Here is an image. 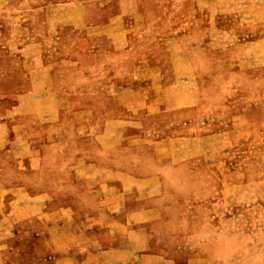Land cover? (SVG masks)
I'll use <instances>...</instances> for the list:
<instances>
[{"label": "crops", "instance_id": "crops-1", "mask_svg": "<svg viewBox=\"0 0 264 264\" xmlns=\"http://www.w3.org/2000/svg\"><path fill=\"white\" fill-rule=\"evenodd\" d=\"M8 1L27 8L0 51L22 54L29 88L0 117V264H194L188 241L164 249L172 237L152 236L166 211L162 168L209 138L176 104L175 40L153 35L141 0ZM251 20L208 29L240 70L264 66V32ZM56 25L81 33L82 51L106 68L85 75L89 90L61 91L81 105L51 88L42 37Z\"/></svg>", "mask_w": 264, "mask_h": 264}, {"label": "rangeland", "instance_id": "rangeland-1", "mask_svg": "<svg viewBox=\"0 0 264 264\" xmlns=\"http://www.w3.org/2000/svg\"><path fill=\"white\" fill-rule=\"evenodd\" d=\"M5 2L0 0V46L8 41L15 15L24 19L27 8ZM140 10L161 43L175 40L169 53L180 64L173 88L176 104L188 109L184 118L201 127L197 135H209L182 161L162 168L160 200L166 211L163 226L152 236L172 237L162 241L164 249L188 241L191 255L199 259L194 264H264V66H229L226 55L215 50L219 34L208 30H234L241 21L254 19L264 32V0H141ZM49 30L51 35L42 40L48 46L51 88L60 94L61 104L81 105L62 94L65 86L89 90L91 84L81 81L96 71L107 74L106 68H96L99 60L82 51L81 33L57 25ZM21 58L19 52L0 51V117L29 88ZM106 85L97 88L105 90ZM147 164L140 174L152 170L154 163ZM18 245L12 239L6 248L16 251Z\"/></svg>", "mask_w": 264, "mask_h": 264}, {"label": "clouds", "instance_id": "clouds-1", "mask_svg": "<svg viewBox=\"0 0 264 264\" xmlns=\"http://www.w3.org/2000/svg\"><path fill=\"white\" fill-rule=\"evenodd\" d=\"M220 239H224L223 237H221Z\"/></svg>", "mask_w": 264, "mask_h": 264}]
</instances>
